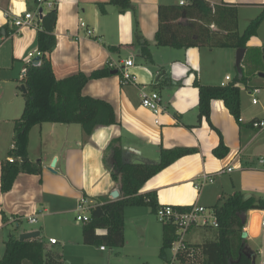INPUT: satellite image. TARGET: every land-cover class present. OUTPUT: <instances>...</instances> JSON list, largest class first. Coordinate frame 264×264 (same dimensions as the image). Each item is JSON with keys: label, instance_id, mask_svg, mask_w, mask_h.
Masks as SVG:
<instances>
[{"label": "crops", "instance_id": "crops-1", "mask_svg": "<svg viewBox=\"0 0 264 264\" xmlns=\"http://www.w3.org/2000/svg\"><path fill=\"white\" fill-rule=\"evenodd\" d=\"M52 1L54 6L44 5L43 8L44 11L53 7L57 10L54 26L56 42L49 53L54 76L60 79L77 72L88 74L95 69L111 66L113 69L108 76L90 79L83 93L108 102L115 114L116 123L96 126L88 136L84 135L81 125L77 123L49 122L30 128L27 155L31 161L40 160L42 171L40 174L19 172L8 191L2 192L0 189V245L3 246L0 258L6 240L3 231L7 227L16 226L20 235L28 232L19 230L23 222L34 224L28 221L30 216H35V223H38L40 217H56L72 209L81 198L91 207L99 203L100 198L114 200L119 197V194L116 198L111 197V192H119V188L118 183L112 180L106 163L110 144L114 140H117L116 145L121 146L128 159L157 161L160 148L195 150L177 158L143 185L141 192L155 191L160 204H201V201L207 199L204 196L205 185L215 183L219 177L222 179L219 185L221 190L216 189L217 201L222 197V192L232 194L241 186L249 192H257L255 197L262 196L260 187L253 191L247 189L249 171L243 162H248L245 156L255 135L252 131H257L249 126L248 121L264 117V72L259 71L257 78H251L243 75L241 67L237 68V78L242 74L239 81L245 82L247 93L251 96L250 108H253L250 112L245 110L240 98L242 121H238L220 99L211 100L209 120L205 117L198 120V89L194 81L198 80L203 85L216 84L211 83L215 73L214 60L206 59V55L214 57L213 49L219 47L157 46L155 33L158 28V6L170 2L130 0L135 8L133 13L130 10L118 11L108 0ZM208 1L212 4L222 1L236 4L238 17L244 12L248 14V22L264 9V0ZM28 10L34 11L27 0H0V69L5 66L7 59V64L11 63L10 74L18 72L21 81L25 65L36 57L38 27L18 28L13 24V18ZM133 14L137 19L139 40H136L133 32ZM79 19L85 22L86 28L93 31L92 35H87L86 29L79 25ZM144 43L148 55L141 54ZM263 49L264 20L256 33L247 40L240 64L249 52L254 64L264 67ZM30 53L33 54L31 58ZM125 60H132L133 64L128 70L136 75V84L120 81L119 67L123 66ZM227 75L225 73L215 80L221 84ZM13 76L10 79L17 80ZM143 84L160 96L162 110L157 124L154 122V114L141 105L140 87ZM255 88L258 91L254 92ZM13 97H8L7 106L0 105V176L2 161L12 158L10 152L13 148L14 122L18 119L14 117L16 104ZM252 98L257 99L256 103L252 102ZM4 100L2 94L0 103ZM33 129H37V135ZM33 139L36 153L32 151ZM220 140L228 148V153L221 158L212 152ZM53 159L55 164L51 166ZM259 163H263V160L260 159ZM227 167L232 170L220 172ZM235 172H239L240 181L236 174L231 176ZM202 173L213 174L214 179L197 189L194 184L199 182ZM226 174L228 178H225ZM254 212L260 215L259 228L251 232V214ZM262 219L264 210L246 211L243 227L247 232L246 248L254 252L255 262L258 257L260 261L264 258V228L260 227ZM81 222L75 219L77 225ZM40 226L39 229L30 230L38 231V238L43 232ZM205 228L193 226L187 233V240L191 244H200L210 239L205 234L208 233ZM50 238L44 242L48 250H52L50 245L57 243H50ZM96 246L101 250L106 249L101 248V245ZM170 258L171 252L166 253L162 264H166Z\"/></svg>", "mask_w": 264, "mask_h": 264}, {"label": "trees", "instance_id": "trees-1", "mask_svg": "<svg viewBox=\"0 0 264 264\" xmlns=\"http://www.w3.org/2000/svg\"><path fill=\"white\" fill-rule=\"evenodd\" d=\"M32 9L38 5L37 0H27ZM118 11L130 10L134 13V5L130 0H108ZM264 5V4H263ZM37 15L38 32L36 48L39 54L38 63L25 65L22 85L24 102L21 114L14 122L13 148L10 152L13 160H4L1 164L0 189L8 191L15 176L19 172L40 174V160L31 161L27 155L28 132L35 124L55 122L62 124H80L85 136L94 127L116 123L111 105L103 99L88 96L83 88L90 79L108 76L112 67L107 65L90 73L77 72L57 79L52 71L49 53L53 49L56 38L54 26L57 18L55 7ZM158 28L155 33L157 46L175 48L187 47H219L245 48L247 40L253 36L264 20V9L252 18L243 32L238 30V9L234 3L220 2L212 4L208 0H185L179 4H160L158 6ZM133 32L136 40L140 39L138 24L133 14ZM142 55H148L146 43L141 48ZM242 74L226 85H203L194 81L198 89L197 118L209 120L210 102L220 99L229 112L238 120L240 117V88L237 85ZM110 144L109 157L106 159L110 175L118 183L119 197L114 200L100 198L99 203L89 209V220L82 226V240L86 244L104 247H119L124 244V210L127 206L145 205L152 213L164 205L158 202L155 191L141 192L143 185L151 177L172 164L177 158L192 153L193 148H160L157 161L128 159L124 150ZM214 156L224 157L228 148L222 140L212 150ZM235 191L222 196L211 206L217 218L212 230V238L200 244H193L200 249V264H251L254 252L246 248V238L241 234L245 222L243 215L251 209L264 210V197L249 195ZM176 206V205H175ZM185 210L188 206H176ZM14 226L4 241V252L0 264H69L61 255L44 246L38 238L19 239V232ZM176 237L175 226L170 223L162 225V257L165 249ZM99 264V263H86ZM109 264V263H103Z\"/></svg>", "mask_w": 264, "mask_h": 264}, {"label": "rangeland", "instance_id": "rangeland-1", "mask_svg": "<svg viewBox=\"0 0 264 264\" xmlns=\"http://www.w3.org/2000/svg\"><path fill=\"white\" fill-rule=\"evenodd\" d=\"M166 2L175 3L178 0H165ZM248 14L241 12L238 17V30L243 32L248 24L247 20ZM236 50L233 48H214V57L206 55V59L214 60L215 73L213 74V80L211 83H216L215 85H220L219 81L215 79L223 76L225 73L235 80L238 76V71L236 67ZM248 52L244 59L242 60L240 67L243 75L251 78H257V73L259 71L264 72V67H258L254 64L253 59ZM8 60H5V66L0 69V96L3 94L5 96L4 102H1V106H7L6 100L8 97L14 95L13 100L16 104V111L14 117L19 118L21 110L23 108L24 96L21 76L18 72L11 71V63L7 64ZM206 65L207 61H205ZM8 65V66H7ZM17 77V80L10 79V77ZM19 77V78H18ZM238 86L240 87V98L243 100L245 110L249 112L253 110L251 106V96L247 93V87L244 81H239ZM13 94V95H12ZM259 98V96H257ZM0 106V109H1ZM250 108V109H249ZM44 124L49 122H43ZM42 124V123H41ZM39 125V124H35ZM33 125V126H35ZM32 126V127H33ZM47 126V125H45ZM79 126V125H77ZM36 128V127H35ZM37 135V129H33ZM255 135L249 143L248 151L246 152L247 163L243 162V166L247 165V170L249 174L247 175V189L252 191L261 188V194L264 197V130L262 131H252ZM36 135H34L37 140ZM33 153L37 152L34 146V139L32 141ZM31 146V147H32ZM260 159L263 163H259ZM263 168V169H262ZM237 175L239 178V172L231 174ZM225 178L229 177L228 174L224 175ZM222 178L219 177L215 180V183L207 184L204 187L206 191L204 196L207 198L206 202L201 201V205L208 206L213 205L217 201L216 189L219 188ZM240 181V179H238ZM218 186V187H216ZM242 187V186H241ZM238 188L236 191L244 192L246 195L252 194L258 195L257 192H249L243 188ZM221 190V189H220ZM258 191V190H257ZM221 194V192L219 193ZM230 193L222 192V196H226ZM216 197V198H215ZM76 206L72 209L63 212L61 215L56 217H40L38 223L27 225L23 222L19 230L30 231L32 229H39L42 225L43 232L40 236L43 242H47L48 237L54 238L57 243L50 245L53 252L61 254V258L69 264H86V263H109V264H162V223L157 221L155 213H152L149 207L145 205L140 206H127L124 211V244L119 247H105V250H101L95 244H86L82 240V225L85 222H81L79 225L75 223V216L77 211ZM86 213L87 210H85ZM12 226L7 227L3 231V238H7L9 233L12 231ZM208 233L207 237L212 238V230L210 228H205ZM3 246L0 245V250ZM167 254L170 253L169 249L164 250ZM2 253V252H1ZM0 253V256H1ZM260 257L256 259L255 264H259Z\"/></svg>", "mask_w": 264, "mask_h": 264}, {"label": "built area", "instance_id": "built-area-1", "mask_svg": "<svg viewBox=\"0 0 264 264\" xmlns=\"http://www.w3.org/2000/svg\"><path fill=\"white\" fill-rule=\"evenodd\" d=\"M38 5L34 11H25L21 15H18L13 18V24L15 26L24 27V26H34L38 27L37 15L39 13L38 7L48 5L49 7L54 6L52 0H37ZM185 3L184 0H179V4ZM41 9V8H40ZM79 25L86 29L87 35H92L93 31L86 28L85 22L82 19H79ZM39 52L36 50L37 56ZM29 57H33V54H29ZM33 63V60L30 61ZM132 60H125L123 66L119 67L120 81L121 83H131L136 84L137 78L136 75L131 73L128 70V67L132 66ZM25 74V68L23 69L22 75ZM231 80L230 76H225V80L221 82V85H226L228 81ZM254 92L258 91V88L253 90ZM160 96L154 91L146 87V85H141L140 87V101L141 105L149 109L154 114V122L157 124L159 122L158 115L162 110L160 104ZM257 99L252 98V102L256 103ZM238 121H242V118L239 117ZM249 126L257 131L264 130V117L252 118L248 121ZM13 160V157L10 158V161ZM231 167H227L223 171H231ZM214 176L210 173H202L198 183L194 184L197 189L202 185L213 182ZM92 207V206H91ZM90 206H87L85 199L81 198L76 206L77 215L75 217L76 221L86 222L89 220ZM156 219L163 223H170L175 226L176 237L170 244L171 258L166 264H200L202 255L200 249L191 244L186 236L188 231L193 226L199 227H215L217 224V218L213 211V208L206 207L201 204L194 203L188 206L185 210H179L176 206L171 204H164L160 206L155 212ZM30 223L36 222L35 216H30L27 218ZM260 227L264 228V219L260 222ZM50 243H55L54 238H50ZM101 248H104L102 246ZM264 251V250H263ZM260 264H264V258L260 261Z\"/></svg>", "mask_w": 264, "mask_h": 264}, {"label": "water", "instance_id": "water-1", "mask_svg": "<svg viewBox=\"0 0 264 264\" xmlns=\"http://www.w3.org/2000/svg\"><path fill=\"white\" fill-rule=\"evenodd\" d=\"M41 9L39 10V12L41 13ZM264 51V49H263ZM243 52H244V48H237L236 50V67L238 69H240V61H241V58H242V55H243ZM38 63V57L36 56L34 59H33V64H37ZM21 88L23 89V92L26 91L24 85L21 86ZM55 164V159L52 160L51 162V166H54ZM119 192L118 190H113L111 192V197L112 198H116L118 196ZM245 197H248V195H245ZM243 222H246V212L244 213L243 215ZM39 235V232L38 231H28V232H23L19 235V239L20 240H23V239H30V238H35ZM247 236V232L245 230L242 231V234H241V237L242 238H246ZM251 264H255V256L252 255L251 256Z\"/></svg>", "mask_w": 264, "mask_h": 264}, {"label": "bare ground", "instance_id": "bare-ground-1", "mask_svg": "<svg viewBox=\"0 0 264 264\" xmlns=\"http://www.w3.org/2000/svg\"><path fill=\"white\" fill-rule=\"evenodd\" d=\"M259 218L260 215L258 213L251 214V232L256 231L259 228Z\"/></svg>", "mask_w": 264, "mask_h": 264}]
</instances>
